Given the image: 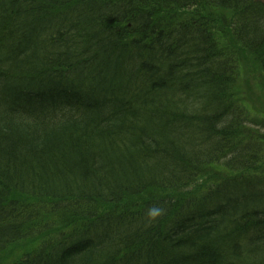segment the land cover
<instances>
[{
	"label": "trees",
	"instance_id": "obj_1",
	"mask_svg": "<svg viewBox=\"0 0 264 264\" xmlns=\"http://www.w3.org/2000/svg\"><path fill=\"white\" fill-rule=\"evenodd\" d=\"M242 55L264 72L257 0H0V254L40 236L11 264H264Z\"/></svg>",
	"mask_w": 264,
	"mask_h": 264
},
{
	"label": "rangeland",
	"instance_id": "obj_2",
	"mask_svg": "<svg viewBox=\"0 0 264 264\" xmlns=\"http://www.w3.org/2000/svg\"><path fill=\"white\" fill-rule=\"evenodd\" d=\"M235 97L238 100L245 111L247 112L246 129L255 133L264 135V72L261 69L250 62V60L242 55L240 58L239 70L237 71V83L234 89ZM223 166L217 168L218 175H222ZM210 174H215L212 170ZM232 174L228 175L231 176ZM203 181H200L198 186H194L192 189L199 191L202 188ZM200 188V189H199ZM11 199L19 202L38 204L39 200L28 198L26 196L14 194ZM145 197L131 198L125 201L124 205L127 207H133L142 204ZM48 204V201H45ZM52 225L49 234H53L55 238L58 237L62 230L61 221H56ZM39 237L35 239L28 238L25 241H21L11 246L8 250L0 254V264H11L22 259L25 255L32 253L37 247V241Z\"/></svg>",
	"mask_w": 264,
	"mask_h": 264
},
{
	"label": "clouds",
	"instance_id": "obj_3",
	"mask_svg": "<svg viewBox=\"0 0 264 264\" xmlns=\"http://www.w3.org/2000/svg\"><path fill=\"white\" fill-rule=\"evenodd\" d=\"M163 213V209L160 207H152L149 212H148V216L150 218H156L158 216H160Z\"/></svg>",
	"mask_w": 264,
	"mask_h": 264
},
{
	"label": "bare ground",
	"instance_id": "obj_4",
	"mask_svg": "<svg viewBox=\"0 0 264 264\" xmlns=\"http://www.w3.org/2000/svg\"><path fill=\"white\" fill-rule=\"evenodd\" d=\"M251 63H253L254 65H256L255 63V60L254 59H249ZM257 66V65H256Z\"/></svg>",
	"mask_w": 264,
	"mask_h": 264
},
{
	"label": "water",
	"instance_id": "obj_5",
	"mask_svg": "<svg viewBox=\"0 0 264 264\" xmlns=\"http://www.w3.org/2000/svg\"><path fill=\"white\" fill-rule=\"evenodd\" d=\"M259 1H261V2H262V4L264 5V0H259Z\"/></svg>",
	"mask_w": 264,
	"mask_h": 264
}]
</instances>
